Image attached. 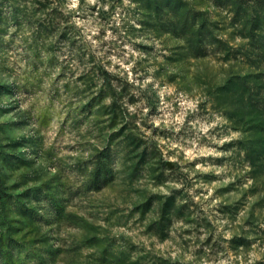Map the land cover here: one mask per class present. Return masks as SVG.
Masks as SVG:
<instances>
[{
    "label": "rangeland",
    "instance_id": "1",
    "mask_svg": "<svg viewBox=\"0 0 264 264\" xmlns=\"http://www.w3.org/2000/svg\"><path fill=\"white\" fill-rule=\"evenodd\" d=\"M0 264H264V0H0Z\"/></svg>",
    "mask_w": 264,
    "mask_h": 264
}]
</instances>
